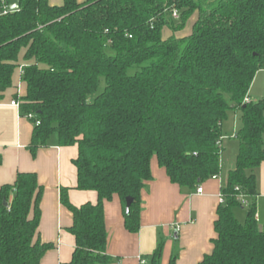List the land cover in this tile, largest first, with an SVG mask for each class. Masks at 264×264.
Masks as SVG:
<instances>
[{"label": "trees", "instance_id": "1", "mask_svg": "<svg viewBox=\"0 0 264 264\" xmlns=\"http://www.w3.org/2000/svg\"><path fill=\"white\" fill-rule=\"evenodd\" d=\"M8 5L0 0V11ZM19 68L25 94L14 100L24 118L40 122H32L29 150L36 155L53 136L78 146V189L98 194L96 205L78 208L62 190L75 238L67 264H115L104 204L119 197L126 230L138 234L153 159L181 189L218 179L231 112L241 119L236 166L222 189L213 250L201 264H264L256 206L264 99L250 96L264 71V0H23L18 12L0 16V101ZM43 195L33 173L0 188V264H41L53 249L40 238ZM237 208L246 209L244 222ZM164 245L151 264H161ZM178 258L176 250L170 264Z\"/></svg>", "mask_w": 264, "mask_h": 264}, {"label": "crops", "instance_id": "2", "mask_svg": "<svg viewBox=\"0 0 264 264\" xmlns=\"http://www.w3.org/2000/svg\"><path fill=\"white\" fill-rule=\"evenodd\" d=\"M48 1L52 6L64 3V0ZM78 1L84 3L86 0ZM22 75L23 70L19 68L15 73L14 88L0 101V188L13 184L19 173L37 175L39 185L44 189L40 238L44 244L53 246L41 264H67L71 262L75 252V238L69 232L73 216L62 204V190H68L70 203L78 208L88 203L96 205L98 194L78 189V172L74 165V160L78 157V146L63 147L57 136H53L47 146L39 149L36 155L29 150L34 124L24 118L20 110L10 105L19 90V97L25 94ZM224 127L223 125V132ZM235 130L234 139L239 129L234 127ZM224 139L223 135L221 147ZM222 156L223 148L221 176L201 185L202 194H198L197 190L191 192L174 185L166 170L159 166L156 158L153 159V181L142 193L141 229L138 234L126 230L123 204L119 197L105 202L107 254L115 260V264H140L139 259L151 264L161 240L165 242L161 264H170L176 250L179 253L177 264H201L204 257L213 250L212 241L216 237L215 222L222 189L229 172L236 166V163H231L223 176L225 164ZM258 181L257 219L263 226L264 164L258 171ZM247 202L250 204L251 200L248 199Z\"/></svg>", "mask_w": 264, "mask_h": 264}, {"label": "rangeland", "instance_id": "3", "mask_svg": "<svg viewBox=\"0 0 264 264\" xmlns=\"http://www.w3.org/2000/svg\"><path fill=\"white\" fill-rule=\"evenodd\" d=\"M168 34H170V32ZM165 35L167 36V33ZM104 88H105V82L103 80L100 85L99 93H101L104 90ZM250 96L255 102L264 99V71H261L257 74L250 91ZM224 126L225 129L223 135L225 139L223 140L224 143L222 145L223 148L222 161L224 160L225 170L223 176L226 175V172L229 169L228 168L229 165L231 163L235 164L237 160L238 141L234 139L233 132H236V130L234 131V127L236 129H239L241 126L240 112H231L229 114L228 120L224 123ZM227 133H229V135H226ZM225 147L226 150L224 151ZM223 176L222 178L223 180H225V177ZM235 215L240 222H244L246 218V209H241V208L235 209Z\"/></svg>", "mask_w": 264, "mask_h": 264}, {"label": "built area", "instance_id": "4", "mask_svg": "<svg viewBox=\"0 0 264 264\" xmlns=\"http://www.w3.org/2000/svg\"><path fill=\"white\" fill-rule=\"evenodd\" d=\"M173 17L175 19H178V15H177V12L174 13ZM20 90L18 91V98H20ZM12 107H15L17 108L18 110H20V102L19 100H13L10 104ZM26 119H28L29 121L33 122L36 126H39L40 125V122L39 121H35V117L33 115H27L25 117ZM197 193L198 194H202L203 193V188L200 186L198 189H197ZM247 198L246 197H241V201L243 202V204L245 206L249 205V203L247 202ZM221 203H223V197L221 195ZM139 263L140 264H147L146 261L142 260V259H139Z\"/></svg>", "mask_w": 264, "mask_h": 264}, {"label": "water", "instance_id": "5", "mask_svg": "<svg viewBox=\"0 0 264 264\" xmlns=\"http://www.w3.org/2000/svg\"><path fill=\"white\" fill-rule=\"evenodd\" d=\"M9 5L8 8L5 11H0V16L6 14V13H16L21 9V3L23 0H7ZM134 200L132 198H128L126 200V212L127 214L130 213L131 206L133 204ZM7 206V203H5Z\"/></svg>", "mask_w": 264, "mask_h": 264}]
</instances>
